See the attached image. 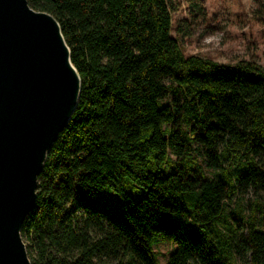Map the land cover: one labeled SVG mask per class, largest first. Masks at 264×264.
Returning a JSON list of instances; mask_svg holds the SVG:
<instances>
[{
	"label": "trees",
	"instance_id": "obj_1",
	"mask_svg": "<svg viewBox=\"0 0 264 264\" xmlns=\"http://www.w3.org/2000/svg\"><path fill=\"white\" fill-rule=\"evenodd\" d=\"M177 1L27 0L81 82L21 226L30 264H160L158 243L174 244L165 264H264V65L185 57Z\"/></svg>",
	"mask_w": 264,
	"mask_h": 264
},
{
	"label": "water",
	"instance_id": "obj_2",
	"mask_svg": "<svg viewBox=\"0 0 264 264\" xmlns=\"http://www.w3.org/2000/svg\"><path fill=\"white\" fill-rule=\"evenodd\" d=\"M80 87L57 21L27 0H0V264H30L21 226Z\"/></svg>",
	"mask_w": 264,
	"mask_h": 264
},
{
	"label": "rangeland",
	"instance_id": "obj_3",
	"mask_svg": "<svg viewBox=\"0 0 264 264\" xmlns=\"http://www.w3.org/2000/svg\"><path fill=\"white\" fill-rule=\"evenodd\" d=\"M254 9L253 0H178L171 13L170 36L185 57L200 55L224 64L254 59L264 65V16L256 17ZM200 166L205 175L211 176L202 159ZM252 198L250 190H241L228 203V221L238 233L244 228L234 221V211H238L236 200L241 204L242 218L247 219ZM173 249V243H158L154 247L160 264L166 263Z\"/></svg>",
	"mask_w": 264,
	"mask_h": 264
}]
</instances>
